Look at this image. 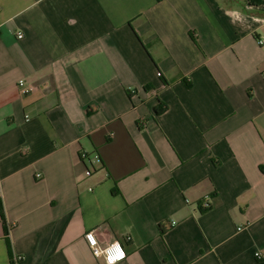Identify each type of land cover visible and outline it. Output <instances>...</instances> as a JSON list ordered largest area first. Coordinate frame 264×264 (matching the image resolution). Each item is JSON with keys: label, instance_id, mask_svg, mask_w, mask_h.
Segmentation results:
<instances>
[{"label": "crops", "instance_id": "crops-1", "mask_svg": "<svg viewBox=\"0 0 264 264\" xmlns=\"http://www.w3.org/2000/svg\"><path fill=\"white\" fill-rule=\"evenodd\" d=\"M259 38L264 0H0V264H104L92 230L118 264H264Z\"/></svg>", "mask_w": 264, "mask_h": 264}, {"label": "built area", "instance_id": "built-area-1", "mask_svg": "<svg viewBox=\"0 0 264 264\" xmlns=\"http://www.w3.org/2000/svg\"><path fill=\"white\" fill-rule=\"evenodd\" d=\"M16 38L18 40H21L23 38V34L20 32L17 33ZM257 42H258V45L260 47L264 48V39L259 38L257 40ZM17 87L19 89V92L22 95H27L33 91V87L27 85L25 80H22V79L17 82ZM90 172H91L90 170H87L86 174L89 175ZM37 177L40 178V175L38 174ZM203 206L205 207L206 204H204ZM89 236L92 237L91 240L89 239ZM84 240H85L87 246L89 247L92 255L96 258H102V260L104 261V264H108L107 256L109 254H114V253H110L108 250L112 249L113 245L116 244V242H118V241H115V242H112L110 244L103 245L99 242L98 237H97V233L94 230L86 232L84 234ZM119 245H120V248L122 249V251L124 253V257H123V259L116 260L115 264H118V263L124 261L127 257V254H126V251H125L123 245L120 242H119ZM257 256H259V254ZM16 260H20V258H17Z\"/></svg>", "mask_w": 264, "mask_h": 264}, {"label": "clouds", "instance_id": "clouds-1", "mask_svg": "<svg viewBox=\"0 0 264 264\" xmlns=\"http://www.w3.org/2000/svg\"><path fill=\"white\" fill-rule=\"evenodd\" d=\"M89 239L91 240L92 237L89 236ZM116 248L119 249V253H120V254H119V255H116V254H109V255L107 256L108 264H115V261H116V260H118V259H123V257H124V253H123L122 249L120 248L119 242H116V244L113 245L112 249H109L108 251H109L110 253H114V252H113V249H116Z\"/></svg>", "mask_w": 264, "mask_h": 264}, {"label": "trees", "instance_id": "trees-1", "mask_svg": "<svg viewBox=\"0 0 264 264\" xmlns=\"http://www.w3.org/2000/svg\"><path fill=\"white\" fill-rule=\"evenodd\" d=\"M250 4L252 5H260L262 0H248ZM160 107L156 108L155 109V113L158 115L160 113H163L165 110H166V106H163V108L159 109ZM206 204V206L204 207L203 205ZM200 209L202 210V212H206L207 210L210 209V204H208L207 202H203L201 205H200ZM162 233H164V231L162 230L161 231Z\"/></svg>", "mask_w": 264, "mask_h": 264}, {"label": "snow or ice", "instance_id": "snow-or-ice-1", "mask_svg": "<svg viewBox=\"0 0 264 264\" xmlns=\"http://www.w3.org/2000/svg\"><path fill=\"white\" fill-rule=\"evenodd\" d=\"M113 252H114V254H116V255H119L120 253H119V249L118 248H116V249H113Z\"/></svg>", "mask_w": 264, "mask_h": 264}]
</instances>
